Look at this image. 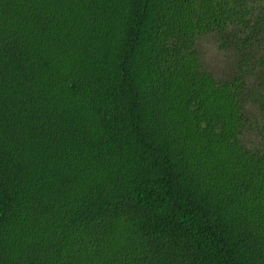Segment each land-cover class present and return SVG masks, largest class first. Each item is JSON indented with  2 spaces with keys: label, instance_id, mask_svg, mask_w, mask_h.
Returning <instances> with one entry per match:
<instances>
[{
  "label": "trees",
  "instance_id": "trees-1",
  "mask_svg": "<svg viewBox=\"0 0 264 264\" xmlns=\"http://www.w3.org/2000/svg\"><path fill=\"white\" fill-rule=\"evenodd\" d=\"M257 117L264 0H0V264H264Z\"/></svg>",
  "mask_w": 264,
  "mask_h": 264
},
{
  "label": "rangeland",
  "instance_id": "rangeland-1",
  "mask_svg": "<svg viewBox=\"0 0 264 264\" xmlns=\"http://www.w3.org/2000/svg\"><path fill=\"white\" fill-rule=\"evenodd\" d=\"M197 47L201 55L202 62L205 66L215 74L217 78H225L230 76L233 67L234 55L230 50L220 49L218 41L212 34H206L199 38ZM264 121L257 117V121L251 119L247 127L245 140L249 143H254L256 138H260V134L264 131Z\"/></svg>",
  "mask_w": 264,
  "mask_h": 264
}]
</instances>
